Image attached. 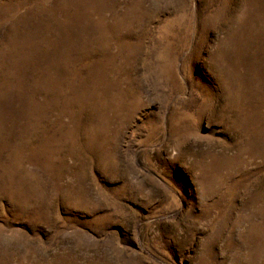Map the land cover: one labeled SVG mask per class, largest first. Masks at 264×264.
<instances>
[{"label": "rangeland", "instance_id": "1", "mask_svg": "<svg viewBox=\"0 0 264 264\" xmlns=\"http://www.w3.org/2000/svg\"><path fill=\"white\" fill-rule=\"evenodd\" d=\"M0 264H264V0H0Z\"/></svg>", "mask_w": 264, "mask_h": 264}]
</instances>
